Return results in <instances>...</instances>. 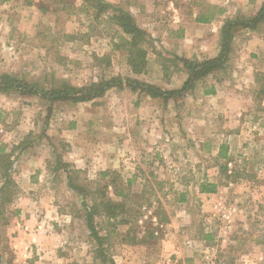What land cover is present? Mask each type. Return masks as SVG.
I'll list each match as a JSON object with an SVG mask.
<instances>
[{"label":"rangeland","instance_id":"1","mask_svg":"<svg viewBox=\"0 0 264 264\" xmlns=\"http://www.w3.org/2000/svg\"><path fill=\"white\" fill-rule=\"evenodd\" d=\"M105 1L129 11L148 34L145 73L131 72L125 50L116 46L124 35L109 20L110 9L97 17L82 0H0V75L43 88L128 77L182 87L188 76L183 58L194 57L179 41L174 0ZM215 4L209 9L215 11ZM233 47L227 67L167 104L127 86L82 103L0 90V150L12 149L19 135L28 144L19 163L14 153L17 195L0 214L1 264H104L95 258L86 211L64 184V172L57 170L51 190V177L36 189L24 181L35 171L28 170L30 160L55 168L60 156L74 154L84 163L73 175L88 190L108 184L110 196L120 200L110 187L112 174L124 187L133 178L130 222L117 224L119 235L105 243L115 264H264V98L257 95L264 81L254 82L258 73L264 76V49L243 29ZM213 84L218 94L206 95ZM221 144L229 168L236 169L232 176L223 169L226 160L216 158ZM245 160L251 162L248 173ZM241 173L246 177L239 179ZM203 182L227 183L217 200L221 207L200 196ZM106 221L95 217L98 225L106 227ZM127 231L146 241L121 243Z\"/></svg>","mask_w":264,"mask_h":264},{"label":"trees","instance_id":"2","mask_svg":"<svg viewBox=\"0 0 264 264\" xmlns=\"http://www.w3.org/2000/svg\"><path fill=\"white\" fill-rule=\"evenodd\" d=\"M82 1L83 3H90V6L96 10L95 14L97 17H100L106 9H110L111 13L108 16L109 20L115 23L122 35H124L121 36L122 42L116 43V46L125 50L126 60L131 68V72L134 74L145 73L148 64V49L145 46L148 42V34L137 23L135 17L125 9L111 7L105 0ZM262 25L264 26V4L254 16L246 17L238 15L233 18H227L221 28V47L216 57L204 59L183 58L184 68L188 76L180 88L166 89L133 77H128L126 79H101L100 81H92L89 84L80 86L65 83L59 87L43 88L38 82L31 83L24 78H19L9 73H3L0 75V90L4 92L17 91L21 95H36L49 102L82 103L92 101L98 97H103L108 90L114 87L123 88L127 86L134 91L139 90L141 92H146L147 95L153 98L162 99L167 104L170 99L177 98L178 96H185V91L192 90L197 82L203 81L210 74L216 75L217 72L228 66L237 29L255 31ZM205 92L215 93L214 86H212L211 89L205 90ZM225 155L226 153L222 149V151H220V157ZM10 157V153H6L4 150L0 152V172H2L1 176L3 178L0 186V214L7 204H11L14 201L17 195V182L10 173V168L12 166ZM54 169H62L67 173V185L71 190L77 193L81 206L86 211V224L97 245L95 258L99 257L104 264H115L114 261L108 259L106 255L107 249L105 248V243L110 235H119V231L116 228L117 224L130 222V218L127 217H129L131 210L128 208L127 199L131 194L130 184L132 180H127L128 187L119 186L120 176L114 171L115 176L112 174L110 180L112 185L110 187L114 195L120 197V200H118L112 198L108 193V184L102 187L98 186L94 191L80 186L76 182L77 176L73 175V171L78 172V169L73 168L70 163L64 162L61 156ZM103 174L104 176L108 174L111 175V171L104 170ZM200 189L205 192H215L217 190V184L204 182L200 185ZM96 216L107 219L106 222L108 225L105 227L96 224ZM160 220L163 219L161 218ZM103 230L105 234H103ZM130 235V231L123 234V238L120 240L121 243H128L129 241H131L130 243L146 241L138 240L135 234L132 236ZM151 236L155 237L152 235V232ZM144 239L146 238L144 237ZM1 263L2 255L0 252V264Z\"/></svg>","mask_w":264,"mask_h":264},{"label":"crops","instance_id":"3","mask_svg":"<svg viewBox=\"0 0 264 264\" xmlns=\"http://www.w3.org/2000/svg\"><path fill=\"white\" fill-rule=\"evenodd\" d=\"M175 2H177L178 6L175 5ZM213 3H216L215 5H217L215 11L209 9L210 4H213ZM235 3H238V5L236 6ZM173 4H174V10L177 13L175 15L177 17L176 20L178 21L176 22V25L182 27L181 33H180L182 39H180L179 41H181L182 43H185V45L186 43L188 44L187 49L191 51V56H193L194 58H198V59H204V58L216 57L219 54L220 42H221V28L227 18H233L238 15H242L246 17L254 16L259 12L261 7L263 6L264 0H180V3H179V0H174ZM232 11H234V13L236 12L237 14L232 16ZM263 27L264 26L262 25L260 26V28H258L255 31L243 29L245 31H249L250 34H253L255 41L262 45V49H264V28ZM232 47H233V44H232ZM236 72L237 71L233 73V76H235ZM241 74L242 72H240V75ZM258 75L260 74L258 73L255 77V81L254 80L253 81L258 82V83L261 82V80L264 81V78H263L264 76L259 77ZM209 76H213V75L210 74ZM213 86L215 88V93H206L205 90H208L207 87L204 89V93H206V95L218 94L220 88H218V86L215 84H213ZM257 90L260 93L257 95L261 99L264 98V91H263L264 83H262V85ZM29 129H30L29 134L35 133V131L33 132L34 126H31ZM117 129L119 130L120 128L118 127ZM27 145L28 144L25 143V138H22L19 135L18 143L13 145L12 149L6 150V153H10V156H11L10 158L12 160V166L10 168L11 175H13V169H15L16 167L15 166L16 156L14 155V153L15 152L18 153V163H19L21 154H23V152H25L28 149ZM191 145H193V142ZM223 145L224 144L220 145L219 150L217 151V154H216V158L218 159L224 158L226 160V163L224 164L223 169L225 170V172H227V174L231 175L235 173L236 169L229 168V165H231V160L229 159L230 157L227 153L225 156L220 157V151H221L220 148L221 147L223 148L224 147ZM2 150L4 149H1L0 151ZM70 150L71 151L69 153L74 151V149L71 146H70ZM71 157L73 158L66 159L64 157L65 160L63 158L62 159L64 162L70 163L71 166H74L73 163H75L77 166L76 167L74 166V168L80 169L81 163H84L83 160L80 159L79 156H76V154L72 155ZM131 157H134V156H131ZM113 160H115V158L112 159V161ZM117 160L118 159H116V161ZM246 163L251 164V162L248 160H245L244 167H242L243 171H247L248 173V171L250 170H249V167L246 166ZM27 167L30 168L28 170H33V169L35 170L34 172H29L28 176L27 174H24L26 175V177L24 178L25 179L24 181H28L26 183L27 187H29L30 189H36L39 187L38 184L43 185L41 182L43 180V177L45 176L47 177V179L51 177L50 178L51 185L49 186V182L47 181V187H48L47 189H50L51 187L55 188V183L58 178V175L61 174L60 172L57 173L56 169L48 167L47 163H45L44 165L43 163L34 162L32 160H30V167L29 166ZM101 169L102 171H104L108 168L101 167L99 168V171H101ZM60 170L64 172L63 182L67 186V188H69L67 185V173L63 171L62 169ZM19 171L20 170L18 169V174H19ZM41 171H44V172L41 175H38V173ZM51 173L53 174V176H50ZM245 177H246V174L242 175L241 173V176H239V179H243ZM132 179H133L132 176H128L127 178V180H132ZM19 181L20 180L18 177V180L16 182L19 184ZM212 183H216V182H212ZM230 184L232 185V181L230 182ZM226 188H229L227 183L223 184V186L221 184H217V190L215 192L201 191L200 187H199L198 192L200 196H204V199L206 200L208 199V204L210 206L215 204L214 206L218 208V207H221L220 205L222 204V201H217V200H219V198L223 196V191H224L223 189H226Z\"/></svg>","mask_w":264,"mask_h":264}]
</instances>
